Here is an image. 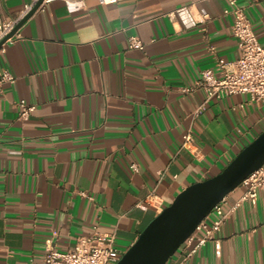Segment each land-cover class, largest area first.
Listing matches in <instances>:
<instances>
[{
  "label": "crops",
  "instance_id": "0c3cea01",
  "mask_svg": "<svg viewBox=\"0 0 264 264\" xmlns=\"http://www.w3.org/2000/svg\"><path fill=\"white\" fill-rule=\"evenodd\" d=\"M264 47V0H236ZM31 0H0V21ZM228 0H86L68 13L45 4L0 47V264H38L96 228L123 253L187 186L219 172L264 130V105L246 95L205 100L185 92L239 49ZM200 15H206L203 23ZM138 37L143 49L130 47ZM214 48L213 51L210 49ZM35 105L26 120L15 104ZM191 129L193 153L181 148ZM136 164L137 171L131 168ZM225 197L214 243L185 264H264V194ZM154 195L150 204L146 199ZM145 204V207L141 205ZM195 243L166 264H177Z\"/></svg>",
  "mask_w": 264,
  "mask_h": 264
},
{
  "label": "built area",
  "instance_id": "2783aa9c",
  "mask_svg": "<svg viewBox=\"0 0 264 264\" xmlns=\"http://www.w3.org/2000/svg\"><path fill=\"white\" fill-rule=\"evenodd\" d=\"M55 1L58 0H43L38 9ZM62 1L70 14L83 11L86 7V0ZM121 1L126 0H98V3L109 5ZM37 2L38 0H31L29 4H26L16 19L0 21V41L14 29ZM228 4L229 7L224 10V13L233 16L231 32L237 40L239 56L231 62L219 60L214 68L204 69L193 86L183 89L188 93L202 89L205 93V100L194 111V116L200 115L211 99H222L239 94L248 96L252 103L264 105V47L260 44L245 9L239 6L236 0H228ZM205 20L206 15L198 17L200 23ZM129 44L131 48L143 49V43L138 37H131ZM210 50L213 51L214 48ZM14 81L15 77L8 70L0 72V89L4 84H12ZM15 107L21 120L28 119L36 109L35 105H30L22 100L18 101ZM181 148L193 153L195 138L191 129L182 136ZM131 168L137 171L136 164H132ZM241 186L244 187L241 201L255 203L258 193L264 194V164L249 174ZM154 197V195L149 196L145 204H150ZM145 204L141 207H145ZM239 204L237 203L230 210H225V197L218 202L179 247L180 249L195 243L194 247L186 252L177 264H185L191 255L207 243H214L216 255L220 257L221 243L217 234L228 214L235 210ZM122 255L123 252L115 245L114 233H102L95 228L89 235L79 237L73 249L62 251L55 247H46L44 259L38 264H116Z\"/></svg>",
  "mask_w": 264,
  "mask_h": 264
},
{
  "label": "water",
  "instance_id": "95a60500",
  "mask_svg": "<svg viewBox=\"0 0 264 264\" xmlns=\"http://www.w3.org/2000/svg\"><path fill=\"white\" fill-rule=\"evenodd\" d=\"M43 0L0 41L12 38ZM264 164V130L243 147L218 174L187 186L140 233L116 264H166L213 207Z\"/></svg>",
  "mask_w": 264,
  "mask_h": 264
}]
</instances>
